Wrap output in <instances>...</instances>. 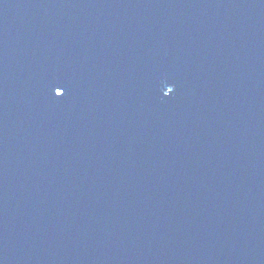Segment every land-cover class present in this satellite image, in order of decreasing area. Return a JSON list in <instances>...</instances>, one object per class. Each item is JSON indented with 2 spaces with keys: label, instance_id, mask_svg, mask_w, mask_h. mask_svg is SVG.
<instances>
[{
  "label": "water",
  "instance_id": "1",
  "mask_svg": "<svg viewBox=\"0 0 264 264\" xmlns=\"http://www.w3.org/2000/svg\"><path fill=\"white\" fill-rule=\"evenodd\" d=\"M0 264H264V0H0Z\"/></svg>",
  "mask_w": 264,
  "mask_h": 264
},
{
  "label": "snow or ice",
  "instance_id": "2",
  "mask_svg": "<svg viewBox=\"0 0 264 264\" xmlns=\"http://www.w3.org/2000/svg\"><path fill=\"white\" fill-rule=\"evenodd\" d=\"M53 89L56 90L54 93H55V95H56L57 98L63 96L64 93H65V91H66V89H64L62 86H60L58 84L57 85H54L53 86Z\"/></svg>",
  "mask_w": 264,
  "mask_h": 264
}]
</instances>
